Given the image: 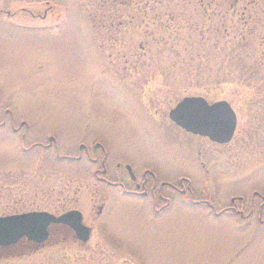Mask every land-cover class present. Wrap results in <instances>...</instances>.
Wrapping results in <instances>:
<instances>
[{
    "label": "rangeland",
    "instance_id": "rangeland-1",
    "mask_svg": "<svg viewBox=\"0 0 264 264\" xmlns=\"http://www.w3.org/2000/svg\"><path fill=\"white\" fill-rule=\"evenodd\" d=\"M104 1L0 0V215L65 207L93 225L108 197L93 181L24 174H88L87 163L23 151L49 137L75 157L81 144L97 143L112 168L166 159L168 178H186L200 206L179 199L145 226L130 213L136 205L118 199L126 207L105 214L86 247L46 246L0 264H264L258 211L247 220L229 212L233 198L264 197V0H135L118 15ZM204 95L237 111L229 145L182 140L166 126L178 101ZM138 158L152 161H130Z\"/></svg>",
    "mask_w": 264,
    "mask_h": 264
},
{
    "label": "flooded vegetation",
    "instance_id": "flooded-vegetation-1",
    "mask_svg": "<svg viewBox=\"0 0 264 264\" xmlns=\"http://www.w3.org/2000/svg\"><path fill=\"white\" fill-rule=\"evenodd\" d=\"M166 126L174 130L179 139L181 138L182 140H185L189 137H194L170 121ZM12 130L13 132L20 133L19 129L15 126H12ZM21 138L24 140L26 138V134L22 133ZM51 141L52 137H49L47 144L35 143L28 148L25 147L23 151H30V149H33L35 146L41 150H45L46 153L51 154L52 157L54 155L55 158L51 159L52 161L56 160L60 161V163H69L72 165H80L83 162L87 163L91 168L88 174H61L57 171H52V173L47 171L46 168H44L43 171H38L34 174L27 172L24 174H28L31 178H33L31 180L34 181H93V186L95 188L101 189L98 190V192H103V194L108 197L106 198L105 196H102L99 205H97V207H95L91 213L94 226L91 224V222H89L88 214L85 213V211H82L83 224L91 228V239L95 234V230L98 231V226H96V224H99L100 220L103 219L105 214L109 213V211L113 208L118 213L119 210L122 211V209L126 207L118 206L116 204L118 199L124 200L126 202L130 201V204H135V210L131 211L130 213L134 214L138 219L143 217L142 224L145 226L161 223L160 220H162L175 209V204L177 201L179 202V199L183 201V203H181L184 205L186 204L192 207L200 206L201 201H198L194 198L195 196L193 194V190L189 186V183L185 180L186 178L179 177L175 182L173 181L174 178H168L170 176V163H168L166 159H161L160 161L163 162L160 165H137L133 162H116L115 168H112L110 161L113 160L109 159L108 155L106 154L107 152L104 149L97 147L96 144L94 146L83 144V148H80L79 146L78 156L75 157L70 156V154L61 155L59 150L55 147L56 139L54 138V140L52 142ZM160 150L163 152L165 157L167 155L168 158L171 159L169 157L168 151H165V149L162 147H160ZM130 161L152 160L138 158ZM184 162L185 161H181V166ZM113 171H115V173H112ZM40 177H43V180H41ZM114 192L115 194L113 197L115 201H113L111 198V193ZM113 204H116V206L113 207ZM71 210L78 209H67L63 207L62 209L54 210V208L41 209L38 207H33L22 213L49 212L55 216H61ZM212 210L214 211V209ZM123 213L127 212L123 211ZM248 218H250V216H248ZM91 239L88 242L83 243L77 239L76 233L70 226L52 224L48 228V238L41 246H77L79 248H84L88 245ZM100 239H102V237ZM20 244H25L26 246L22 250H17V252L26 253L29 245L33 246L34 243L28 242L27 240H22L20 241ZM7 255L8 254L6 251L0 250V259L6 258L5 256Z\"/></svg>",
    "mask_w": 264,
    "mask_h": 264
},
{
    "label": "water",
    "instance_id": "water-1",
    "mask_svg": "<svg viewBox=\"0 0 264 264\" xmlns=\"http://www.w3.org/2000/svg\"><path fill=\"white\" fill-rule=\"evenodd\" d=\"M170 119L195 135L208 137L219 144L229 143L236 130L237 117L226 101L210 105L202 97H186L170 112ZM51 224L69 225L78 239L87 242L90 229L82 224V215L72 211L60 217L49 213H28L0 218V247H9L21 239L41 244Z\"/></svg>",
    "mask_w": 264,
    "mask_h": 264
},
{
    "label": "trees",
    "instance_id": "trees-1",
    "mask_svg": "<svg viewBox=\"0 0 264 264\" xmlns=\"http://www.w3.org/2000/svg\"><path fill=\"white\" fill-rule=\"evenodd\" d=\"M108 2H110L112 5V8H111V11L112 12H115L117 15L119 14V9L120 8H123V9H126V8H128V9H130V8H132L133 7V5L135 4V0H105L104 2H102V7H104L105 6V3H108ZM229 2H231V1H229ZM235 2V1H234ZM147 4V3H146ZM148 5V4H147ZM231 6H232V4H230ZM145 8H147V7H145ZM231 9V8H230ZM140 10H141V8H140ZM97 11H98V9H97ZM141 11H144V9H142ZM214 14V13H213ZM171 15V14H170ZM169 15V16H170ZM218 15V14H217ZM93 16V15H92ZM91 16V17H92ZM92 19V18H91ZM122 25V24H121ZM120 24H119V26H121ZM107 33H109L108 31H107ZM159 45H160V43H159ZM9 249H3L2 251H8Z\"/></svg>",
    "mask_w": 264,
    "mask_h": 264
}]
</instances>
